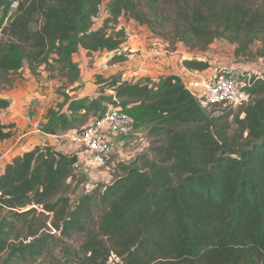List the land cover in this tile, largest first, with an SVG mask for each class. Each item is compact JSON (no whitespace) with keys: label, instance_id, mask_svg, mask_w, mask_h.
<instances>
[{"label":"trees","instance_id":"trees-1","mask_svg":"<svg viewBox=\"0 0 264 264\" xmlns=\"http://www.w3.org/2000/svg\"><path fill=\"white\" fill-rule=\"evenodd\" d=\"M14 1L18 5L11 10L9 0H0L5 83L23 68L36 73L51 61L77 76L73 55L80 48L118 53L128 36L125 20L155 30L151 15L159 17L172 1L184 19L177 39L209 45L227 37L240 45L237 55L259 43L257 56L264 59V6L220 0H110L106 6L103 0ZM103 9L109 16L95 27ZM184 65L209 67L189 59ZM97 81L99 96L66 99L48 110L44 131L66 132L92 113L102 114L106 102L120 104L139 122L160 121L152 130L160 135L150 146L154 157L142 154L120 164L111 183L98 184L73 203L67 192L75 166L41 147L16 156L0 175V264L37 260L57 244L65 258L58 264H109L112 257L119 258L114 264H264V80L253 79V98L236 113L229 108L210 117L174 75L153 83L119 76ZM9 105L0 97V140L12 135L2 120ZM96 201L107 209L93 228ZM76 234L84 235L80 246H65Z\"/></svg>","mask_w":264,"mask_h":264},{"label":"crops","instance_id":"crops-1","mask_svg":"<svg viewBox=\"0 0 264 264\" xmlns=\"http://www.w3.org/2000/svg\"><path fill=\"white\" fill-rule=\"evenodd\" d=\"M103 1L108 3L110 0ZM131 23L133 25L127 21L124 22L128 36L118 53L80 48L73 55V62L80 71L77 76L62 68L60 64L51 61L49 67L44 64L40 65L36 73L28 68L21 69L12 75L9 82L0 87V97L10 102L3 112L2 120L12 131L10 137L0 140L2 149L0 175L16 156L36 147L46 148L48 146L46 141L50 138H55L56 142L52 146H57L56 149L66 155H75L73 145L67 139V132L85 126L91 118L97 115L92 113L83 122H76L73 129L58 134L46 133L43 126L48 121V110L57 108L58 104H64L66 99L71 102L85 97L99 96L101 84L97 81L98 76L104 78L119 76L122 81L128 82H144L149 79L153 83L174 75L179 77L186 86L189 81L207 73L214 67L242 64L232 52L226 53L225 57H220L212 55L209 51L189 50L181 42L171 45L166 39L164 40L167 42H164L163 38L147 32L146 26L137 22ZM121 55H124L125 59L116 60ZM186 59L206 61L209 67L204 70L188 68L184 65ZM260 60L264 61L262 57ZM260 68H264L262 63ZM56 83L59 88L55 90ZM58 89L65 92L60 103L53 99V95H59L56 92ZM108 93L114 94V91L109 90ZM69 102L65 104L66 111ZM76 167L80 166L76 165Z\"/></svg>","mask_w":264,"mask_h":264},{"label":"built area","instance_id":"built-area-1","mask_svg":"<svg viewBox=\"0 0 264 264\" xmlns=\"http://www.w3.org/2000/svg\"><path fill=\"white\" fill-rule=\"evenodd\" d=\"M9 1L11 10L16 9L17 1ZM102 6H106V3ZM108 16L107 9H103L94 20L95 27L100 26ZM254 78L264 80V68L243 63L230 67L217 66L189 81L186 88L207 109L223 112L229 108L237 109L252 100L249 88ZM114 101L118 102L116 97ZM105 105L106 110L102 114L91 118L85 126L67 132L73 152L79 157L77 165L82 167L86 178H89V167L95 166L104 171L100 179L92 182L93 178H89L88 191L102 182L111 183L121 173L120 164L135 161L149 148L133 116L124 111L120 104L106 102Z\"/></svg>","mask_w":264,"mask_h":264},{"label":"rangeland","instance_id":"rangeland-1","mask_svg":"<svg viewBox=\"0 0 264 264\" xmlns=\"http://www.w3.org/2000/svg\"><path fill=\"white\" fill-rule=\"evenodd\" d=\"M188 1V0H186ZM191 1V4H195L198 3L201 0H189ZM223 3L229 4V5H235V4H239L241 2L245 3L246 5L253 7V8H260L264 6V0H220ZM165 7H162L163 9L161 10V13L158 16L154 17L153 15H151V17L154 20V27L155 30H153L152 28L146 26V31L149 33H152L154 35H158L161 38L166 39L168 42H170L171 45L177 44V43H182L183 45H185L187 48H189V50L192 51H200V52H206L209 51L211 52L212 55L214 56H220V57H225L227 55H225L228 52H232L234 57L241 63H243L244 65L247 66H251V67H257L260 68V64L262 63L264 65V61L260 60V57L257 56V46L259 45V43H253L250 45V52L251 53H247V54H241V55H237L236 54V50L238 48V43L232 42L230 41L227 37H220L214 40V42H212L209 45H204L202 43H198V41L196 39H191V41L189 43H186L184 41H181L179 39H177L174 35L175 32H177V27H182L183 28V22L184 19L180 13V8L177 6L176 3H173V1L169 4H165ZM3 14V8H0V19L1 16ZM15 12H10L8 19L11 18L12 16H14ZM8 19L5 21V23L8 22ZM129 22L130 24H132V21L129 20H125L124 22ZM137 24V23H136ZM133 25V24H132ZM245 38V37H243ZM166 40H164V42H167ZM191 43V44H190ZM261 62V63H260ZM262 69V68H260ZM4 79L0 78V87L4 84ZM58 83L55 84L54 89L56 90ZM60 86V85H59ZM62 88V87H61ZM59 95L55 96L53 95V99L56 102H62V95H65V92H62L61 89L56 91ZM108 93V91H107ZM109 94V93H108ZM61 105V104H58ZM56 105V107L58 106ZM239 109H235L234 112L236 113ZM212 111V110H210ZM212 115L211 116H219L221 114H223V112H214L212 111ZM232 117L230 118V121H232ZM137 121V120H136ZM137 127H138V131L139 133H141L143 135V141H145L149 148L148 151L145 154H149V159L154 157V153L151 152L150 146L152 144V142H155L156 140H158L160 138V135H156L154 133H152V130H155L158 128V125H160V121L158 119H148L147 121H143V122H139L137 121ZM233 128H236L235 125H233ZM56 142L55 138L52 139L50 138L49 140L46 141V144H48L47 147H52L55 150L56 147L52 146L54 143ZM58 144V143H57ZM60 151V150H58ZM62 152V151H61ZM140 165H143L142 162ZM76 167V166H75ZM75 175L76 178L75 180H71L69 181L71 183V188L70 190H68L67 194L69 196H72V201L73 203H75V201L77 200V198L83 193V192H87L88 189L86 188L87 185H89L90 181L89 178H93L92 182L95 179H100V177L103 175L104 171H97L94 167H89L88 171H87V176L89 177L88 179L85 176V173L83 172L82 167H76L75 169ZM108 185V183H106V181L103 183H101L100 185ZM90 192H93L92 190ZM107 207L105 205H101L98 201H96L94 203V217L92 218V227L93 228H97L99 221L101 219V216L105 213ZM50 217V216H49ZM29 218H32V216H29ZM23 225V221L18 223V226L21 227ZM56 232V231H55ZM58 234V233H57ZM84 239V235L83 234H76L73 235V237H71L70 239H66L67 244L65 246L69 247L70 249H74V248H78L80 246V244L82 243ZM63 245L62 244H57L56 246H54V248L51 249L50 253L46 252L43 256H41L40 258H38L37 260H27V261H22L19 262L17 264H58V262L63 263L65 258H64V251H63ZM119 258H115L112 257L109 261V264H114L116 261H118Z\"/></svg>","mask_w":264,"mask_h":264},{"label":"water","instance_id":"water-1","mask_svg":"<svg viewBox=\"0 0 264 264\" xmlns=\"http://www.w3.org/2000/svg\"><path fill=\"white\" fill-rule=\"evenodd\" d=\"M199 107L201 108L202 112L205 114V116L210 117L212 115V111L207 109L205 106H203L201 103H199ZM47 150H52L54 154L64 163H66L68 166H76L79 162L78 155H66L65 153L55 150L52 147H46Z\"/></svg>","mask_w":264,"mask_h":264}]
</instances>
